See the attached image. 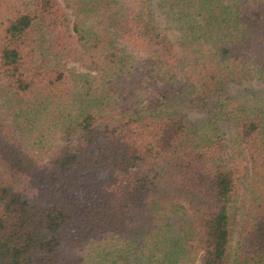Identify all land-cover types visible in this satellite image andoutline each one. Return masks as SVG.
Masks as SVG:
<instances>
[{
  "label": "trees",
  "instance_id": "16d2710c",
  "mask_svg": "<svg viewBox=\"0 0 264 264\" xmlns=\"http://www.w3.org/2000/svg\"><path fill=\"white\" fill-rule=\"evenodd\" d=\"M247 80L264 0H0V264H264Z\"/></svg>",
  "mask_w": 264,
  "mask_h": 264
},
{
  "label": "rangeland",
  "instance_id": "374dc122",
  "mask_svg": "<svg viewBox=\"0 0 264 264\" xmlns=\"http://www.w3.org/2000/svg\"><path fill=\"white\" fill-rule=\"evenodd\" d=\"M230 97H235L241 101H245L246 103H250L255 108H258L264 112V82L256 81V80H247L243 81L240 84H230L225 87L224 92ZM212 109H207L202 113L190 112L191 119H202L209 118L213 114ZM219 126L222 129H225L229 132L233 130L232 124L219 122ZM247 163L243 164V174H242V184H245L246 172H247ZM20 183H24L21 178L17 179ZM245 203V191L242 189V194L240 197V201L238 204V211L234 222V240L238 234V229L240 225V221L243 214V208Z\"/></svg>",
  "mask_w": 264,
  "mask_h": 264
}]
</instances>
